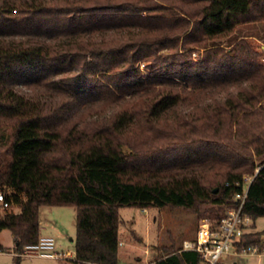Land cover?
<instances>
[{
	"label": "trees",
	"instance_id": "obj_1",
	"mask_svg": "<svg viewBox=\"0 0 264 264\" xmlns=\"http://www.w3.org/2000/svg\"><path fill=\"white\" fill-rule=\"evenodd\" d=\"M259 21L264 0H0V231L17 258L46 205L77 210L75 264H120L122 206L215 224L246 175L243 213L264 217V57L238 34ZM251 228L239 250L264 248Z\"/></svg>",
	"mask_w": 264,
	"mask_h": 264
},
{
	"label": "rangeland",
	"instance_id": "obj_2",
	"mask_svg": "<svg viewBox=\"0 0 264 264\" xmlns=\"http://www.w3.org/2000/svg\"><path fill=\"white\" fill-rule=\"evenodd\" d=\"M238 34L248 35L264 57V21L240 26ZM224 44H227L225 41ZM195 52L194 56L198 57ZM128 150V149H127ZM13 209L19 210L14 206ZM3 208L0 203V212ZM43 232L53 235L59 250H75L77 232V210L74 206H42L40 210ZM120 256L128 264L155 262L169 249H184L185 242L196 237L201 216L193 209L183 207L122 206L120 208ZM253 224L247 228H251ZM264 228V217L256 219L252 230ZM0 241L5 246L0 251V264H74L70 257L51 258L40 255H27L17 258L14 249V236L10 229L0 233ZM226 264H264V252L253 254L223 255Z\"/></svg>",
	"mask_w": 264,
	"mask_h": 264
},
{
	"label": "built area",
	"instance_id": "obj_3",
	"mask_svg": "<svg viewBox=\"0 0 264 264\" xmlns=\"http://www.w3.org/2000/svg\"><path fill=\"white\" fill-rule=\"evenodd\" d=\"M252 179V175L245 176L243 190L235 194V199L238 201L237 206L228 209L226 215L215 224L210 220L201 219L198 223L196 237L184 243V249H194L201 253L203 258L201 264H226L223 261V255L225 254L246 255L264 252V248L260 249L257 246L244 247L239 250L236 244V241L245 233L247 227L253 224V218L243 213L249 184ZM0 203L3 209L10 207L4 192H0ZM21 255L60 258L70 257L71 251L59 250L54 236L41 235L38 242L26 245Z\"/></svg>",
	"mask_w": 264,
	"mask_h": 264
},
{
	"label": "crops",
	"instance_id": "obj_4",
	"mask_svg": "<svg viewBox=\"0 0 264 264\" xmlns=\"http://www.w3.org/2000/svg\"><path fill=\"white\" fill-rule=\"evenodd\" d=\"M42 220H41V235H51V234H45L44 232H43V226H42ZM4 230V229H3ZM2 231V230H1ZM1 231H0V233H1ZM14 236V235H13ZM53 236V235H52ZM0 243H1V241H0ZM2 244V243H1ZM14 244H15V241H14ZM124 244V242L122 241V245ZM3 245V244H2ZM4 246V245H3ZM5 247V246H4ZM119 256H120V253H119ZM71 257H75V250H74V252H72L71 251V256H70V258H68V259H71ZM73 258L71 259V260H73ZM74 262V261H73ZM75 264V263H74ZM83 264H101V263H92V262H86V263H83ZM120 264H128V260L126 261V262H123V260H122V258H121V256H120ZM143 264V263H142ZM146 264V263H145Z\"/></svg>",
	"mask_w": 264,
	"mask_h": 264
},
{
	"label": "water",
	"instance_id": "obj_5",
	"mask_svg": "<svg viewBox=\"0 0 264 264\" xmlns=\"http://www.w3.org/2000/svg\"><path fill=\"white\" fill-rule=\"evenodd\" d=\"M218 190V188H215V191H217Z\"/></svg>",
	"mask_w": 264,
	"mask_h": 264
}]
</instances>
